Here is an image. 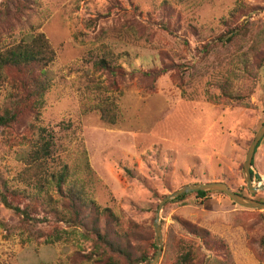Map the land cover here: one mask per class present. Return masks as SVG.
Instances as JSON below:
<instances>
[{
	"label": "rangeland",
	"instance_id": "obj_1",
	"mask_svg": "<svg viewBox=\"0 0 264 264\" xmlns=\"http://www.w3.org/2000/svg\"><path fill=\"white\" fill-rule=\"evenodd\" d=\"M130 1L109 8L110 1L105 0H38L27 23L14 26L7 39L11 44L26 32L42 33L54 52V61L47 66L50 88L41 111V126L52 137L53 156L41 181L28 185L24 161L15 152L0 149V169L8 184L55 204L52 176L66 171L65 188L79 194L85 206L120 210L124 219L137 224L151 220L152 214L145 211L148 206L157 210L165 196L199 183H225L264 202V192L248 193L242 174L247 149L264 121V66L249 108L231 106L223 99L210 102L220 93L219 85L243 93L250 88L244 89L246 83L238 72L231 75L229 47L218 46L205 59L200 52L201 44L219 34L220 21L238 0ZM164 1L180 13L181 23L197 29V35L183 34L182 28L177 37L169 36L147 21V9H158ZM244 1L263 8L249 18L256 31L264 26V0ZM159 16L154 13L153 20ZM128 17L140 40L139 35H125ZM88 19L93 21L90 29L85 27ZM102 59L129 70H154V74L170 64L182 65L183 70L177 75L174 66L155 80H146L150 82L146 85L138 76L125 73L124 78H110L96 71ZM4 96L1 90L0 105ZM108 103L115 113L113 124L101 116ZM251 173L264 182V140L253 156ZM259 179L253 182L258 184ZM231 203L223 195L212 194L163 207L159 220L163 242L164 235L178 232L172 216H201L217 223L211 234L227 246L218 255L203 250L208 264H264L257 243L264 235V211ZM67 230L73 234L63 235L54 245L31 239L7 204L0 203V264H66L73 252L88 253L91 243L83 240L82 230Z\"/></svg>",
	"mask_w": 264,
	"mask_h": 264
},
{
	"label": "trees",
	"instance_id": "obj_2",
	"mask_svg": "<svg viewBox=\"0 0 264 264\" xmlns=\"http://www.w3.org/2000/svg\"><path fill=\"white\" fill-rule=\"evenodd\" d=\"M37 1L0 0V91L5 90L4 100L0 105V149L13 151L17 158L24 161L26 166L23 173L27 174L25 180L28 185L41 181L42 175L47 174V165L53 156L52 137L41 126V111L43 98L50 88L47 66L54 61V52L42 33L26 32L16 44H11L7 39L11 37L15 25L27 23L30 14L37 9ZM105 1H110V8L117 7L120 1L126 0ZM134 9L140 11L139 14L143 13L138 6ZM262 9L261 6H252L244 0H238L227 17L220 21L219 34L210 43L201 44L202 59L218 46L223 49L229 47L233 54L230 57L231 75L238 72L246 83L244 89L250 88L249 93H243L219 85L220 93L210 102L218 103L223 99L231 106L245 109L250 107L249 99L264 66V26L261 25L253 31L255 22L249 21V18ZM147 10V21L169 36L177 37L176 31L182 28L185 31L183 34L198 33L189 22L181 23L180 13L166 1L158 9L152 7ZM154 13L160 15L157 20H153ZM106 15L103 13V18ZM92 22L90 19L85 21L86 29H90ZM131 22V17L125 19L124 33L136 38L139 32ZM138 38L140 40L141 35ZM186 44L183 41V45ZM174 66L175 73L179 75L183 70L182 65ZM174 66L166 65L154 74V70H129L102 59L95 65V69L110 78H124L125 73L130 78L138 76L139 79L142 78V84L150 85L146 80H155V77L174 69ZM101 116L104 122L113 124V106L110 107L109 103L105 105L101 109ZM263 140L264 137L256 150ZM66 177V171L52 176V185L57 196L55 204H52L41 200L38 194L29 195L13 188L0 169V203L5 207L7 204L12 216L31 239H44L45 243L54 245L62 240L63 235L73 234L67 229H81L83 240L91 243V249L85 254L81 249L73 252L67 257L66 264H148L154 258L156 247L152 223L156 206L150 205L145 210L152 214L150 221L137 224L128 218L124 219L125 214L120 210H100L93 205L85 206L79 194L65 188ZM20 179L22 180L21 176ZM232 191L249 198L240 191ZM212 194L226 197L222 193L196 192L166 203L164 209L169 204L182 202L191 196L201 198ZM172 220L178 232L170 231L164 235L162 257L158 264H208L209 259L205 258L203 250L216 255L226 251V244L221 241L217 243L211 234V231L218 229L215 221L193 215H174ZM42 223H46L47 227L41 228ZM257 243L264 252V235Z\"/></svg>",
	"mask_w": 264,
	"mask_h": 264
},
{
	"label": "water",
	"instance_id": "obj_3",
	"mask_svg": "<svg viewBox=\"0 0 264 264\" xmlns=\"http://www.w3.org/2000/svg\"><path fill=\"white\" fill-rule=\"evenodd\" d=\"M263 137H264V121L257 129L256 133L254 134V137L245 154V159L242 165L243 179L246 184V189L250 194H255L257 192H264V182L260 185L255 184L253 182V179L256 178L259 179L260 177L257 174H255L253 177L251 173L254 152L256 150L258 143L261 141ZM196 192L222 193L230 201H232L234 204H236L241 208L264 211V202H258L253 199L240 196L234 193L225 183L207 182V183H199V184L184 186L179 190H177L176 192L172 193L171 195L165 196L158 204L156 210V216L153 221L154 244L156 247V253L154 258L148 264H158L162 255L163 239L161 236L159 220H160V213L162 212L164 205L172 200L177 199L182 195H188Z\"/></svg>",
	"mask_w": 264,
	"mask_h": 264
},
{
	"label": "built area",
	"instance_id": "obj_4",
	"mask_svg": "<svg viewBox=\"0 0 264 264\" xmlns=\"http://www.w3.org/2000/svg\"><path fill=\"white\" fill-rule=\"evenodd\" d=\"M261 180H262V179H261V177H260V179H259V183H260ZM259 183H258V185H259Z\"/></svg>",
	"mask_w": 264,
	"mask_h": 264
},
{
	"label": "bare ground",
	"instance_id": "obj_5",
	"mask_svg": "<svg viewBox=\"0 0 264 264\" xmlns=\"http://www.w3.org/2000/svg\"><path fill=\"white\" fill-rule=\"evenodd\" d=\"M260 184H261V183H260ZM260 184H259V185H260Z\"/></svg>",
	"mask_w": 264,
	"mask_h": 264
}]
</instances>
